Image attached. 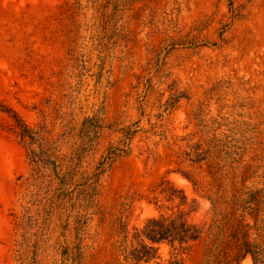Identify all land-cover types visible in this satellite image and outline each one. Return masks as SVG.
<instances>
[{
  "label": "rangeland",
  "instance_id": "374dc122",
  "mask_svg": "<svg viewBox=\"0 0 264 264\" xmlns=\"http://www.w3.org/2000/svg\"><path fill=\"white\" fill-rule=\"evenodd\" d=\"M5 109L43 129L61 160L96 112L107 123H137L131 153L100 178L104 217L88 221L81 249H72V222L65 228L56 210L54 181L33 186ZM188 134L210 145L244 138V149L218 171L216 151L194 165L180 141ZM119 137L104 131L79 173L91 172ZM163 180L198 200L193 222L243 220L248 239L264 248V0H0V264H76L77 253L79 264H129L118 249L121 224L139 229L157 216L152 199ZM217 236L193 243L182 264H253L238 262L232 246L216 247ZM209 251L218 256L208 261ZM169 252L160 246L157 262L166 264Z\"/></svg>",
  "mask_w": 264,
  "mask_h": 264
},
{
  "label": "trees",
  "instance_id": "16d2710c",
  "mask_svg": "<svg viewBox=\"0 0 264 264\" xmlns=\"http://www.w3.org/2000/svg\"><path fill=\"white\" fill-rule=\"evenodd\" d=\"M238 17L240 16L233 17L232 15L231 18ZM181 98L184 97L180 93L172 95V98L169 99L170 102L166 105V110L174 109ZM3 110L1 111L7 113L13 121L8 131L22 145L28 163L32 167L33 186L36 189L41 186L46 188L49 186L48 182L54 181L56 184L54 189L56 210L59 216L65 215V228L68 220L72 222L75 236L72 249H81L82 237L87 229L88 221H91L95 216H99V220L104 217L100 199V178L119 158L131 153V143L139 132L137 127L133 129L137 123L129 126H124L119 121L107 123L104 113L96 112L82 121L78 134L79 145L76 150L61 160L56 154L58 150L54 142L49 141L43 129L30 128L17 113L10 109ZM104 131L120 135L117 144L107 148L100 162L91 172L79 173L78 169L83 157L88 156L97 147ZM243 139H234L233 137L225 141L215 139L214 144L210 145L196 139L195 135L188 134L183 136L180 141L183 142L186 149L183 154L185 159L194 165L206 164L213 151L221 154L215 167L218 171L224 166H222L223 163L232 162L228 158L232 153L235 156L242 155L245 144ZM77 175H79V179L75 181ZM182 176L192 184L194 189H197L195 181L186 174L182 173ZM156 190L158 192L152 199V204L158 212L157 216L147 219L139 229L128 230L125 223L121 224L119 234L122 239L118 249H123L126 262L129 264H160L157 262L159 260L158 250L160 246L164 245L170 251L166 264H182L193 243L205 235L211 239L217 229L216 247L228 249V246H232L231 248L237 249L235 257L238 262L249 257L253 264H264V248L256 240L248 239V225L244 224L243 220H236L231 224L222 222L218 226L216 219H212L210 224L206 222L197 224L192 221L191 216L199 210L198 200L188 199L182 190L176 188L169 180L161 181ZM258 198V196L254 198V203L258 202ZM206 199L208 198L206 197ZM217 203V199H210L211 207L215 208ZM27 204L28 201L22 207V212L29 217L30 208ZM215 210L218 209L215 208ZM19 230H23L21 225ZM19 239H24V233L19 235ZM21 254L22 251L18 250V258ZM77 255L79 254L77 253L73 260L79 264ZM70 256L65 250L63 260H71ZM206 256L209 261L218 255L209 251ZM224 260L232 261L233 259L229 254H225Z\"/></svg>",
  "mask_w": 264,
  "mask_h": 264
}]
</instances>
